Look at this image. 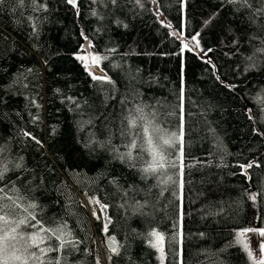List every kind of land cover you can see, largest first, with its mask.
Returning <instances> with one entry per match:
<instances>
[{"label":"trees","instance_id":"1","mask_svg":"<svg viewBox=\"0 0 264 264\" xmlns=\"http://www.w3.org/2000/svg\"><path fill=\"white\" fill-rule=\"evenodd\" d=\"M250 3L0 2V204L79 242L46 262L252 264L236 240L264 229V3ZM144 127L153 146L177 135L155 173Z\"/></svg>","mask_w":264,"mask_h":264},{"label":"snow or ice","instance_id":"2","mask_svg":"<svg viewBox=\"0 0 264 264\" xmlns=\"http://www.w3.org/2000/svg\"><path fill=\"white\" fill-rule=\"evenodd\" d=\"M2 2V0H0ZM115 2V0H113ZM229 3H240L241 6L251 7L250 0H228ZM69 3H75V0H69ZM261 3H264V0H261ZM257 14H264V7L256 10ZM198 35V34H197ZM195 39V37H193ZM78 59L83 60L84 57H77ZM101 57H93L94 61L100 60ZM93 79H103L100 76H93ZM138 111H142V109H138ZM142 118V117H141ZM129 126L131 128H135L136 118L129 119ZM158 131V130H157ZM28 135V133H25ZM143 136L148 145V151L152 156V163H149L147 167L143 169L145 173H155L157 168H163L165 165L163 161L165 160L164 148H173L177 143V135L176 133H172L170 136H160L159 139L161 144L153 146L154 140L149 133V128H143ZM182 137V133H181ZM182 143V141H181ZM141 148L140 145L137 144L136 140L133 139L130 146L129 151L123 156H127L129 160L133 159L132 150ZM182 152V147H181ZM170 155V154H169ZM159 157V159H157ZM134 166V165H133ZM173 167H175V162H172ZM251 166V165H249ZM20 167V165H17ZM7 167L5 166L3 169H0V179H3L4 173L7 171ZM255 199V196L252 197ZM19 207V205H16ZM7 206L0 204V264H10V261L18 262V264H50V262H46L45 257H47L48 252L58 251L62 252L66 247L72 246L75 248L78 241H73L71 239V233L66 232L65 225H60L57 228H45L41 221L36 219L34 213H29L28 216L21 218L19 220H13L7 212H5V208ZM29 208H35V204L28 205ZM95 215V213H94ZM35 221V223H32ZM33 228L36 229L34 232H26L25 229ZM107 229V225H105V230ZM254 231L253 229H245L244 232ZM260 235L264 236V229L259 230ZM41 233H46L47 235H41ZM59 233V235H57ZM151 236L156 237L159 241L163 240V237L160 236L155 231L150 233ZM243 232L238 233V236H242ZM55 237L59 240V245L57 247H41L42 244L45 243L46 240ZM65 237H68L67 239ZM152 246L156 247L157 245L153 244ZM247 245L245 248L247 249ZM32 249H37V251H32ZM162 251V248L159 249ZM261 252H264V243L260 244ZM115 251V249H113ZM249 257H252V252L248 253ZM110 259V258H109ZM55 264H61L60 259L57 258L55 260ZM97 264L99 261L97 260ZM257 264H264V259H259Z\"/></svg>","mask_w":264,"mask_h":264},{"label":"rangeland","instance_id":"3","mask_svg":"<svg viewBox=\"0 0 264 264\" xmlns=\"http://www.w3.org/2000/svg\"><path fill=\"white\" fill-rule=\"evenodd\" d=\"M194 43H195V40H194ZM187 46H186L185 42H183V48H187ZM188 48L191 49V47H189V46H188ZM193 50H195V48ZM78 57H84L83 60H81V59H79V60H81L85 64V56L79 55ZM93 57H95V56H91V64L95 65L96 61L93 60ZM158 143L161 144V141H159ZM157 145H159V144H157ZM172 151H173V148L165 147L164 148L165 157H167V156H172L173 157V155H171ZM80 199L83 202L87 212L92 216L95 213L94 212V208L92 207V210L87 208L85 203H84V201L82 200V197H80ZM92 212H93V214H92ZM241 232H243V235L242 236H238V233H241ZM176 238H177V243H180V240H181L182 236L178 233L176 235ZM236 240H237V243L242 247V249L244 250V252L246 253L248 259L250 260V262L252 264H257L259 259H264V252H261V250H260V244L264 243V236L260 235V231L259 230L250 231V232L239 231V232L236 233ZM154 242L156 244H158L160 241L156 237H154ZM245 245L248 246L247 249L245 248ZM249 252H252V257H249V255H248ZM99 255H100L99 256V264H105L104 258L102 256V254L100 253V250H99ZM10 264H18V262L10 261Z\"/></svg>","mask_w":264,"mask_h":264},{"label":"water","instance_id":"4","mask_svg":"<svg viewBox=\"0 0 264 264\" xmlns=\"http://www.w3.org/2000/svg\"><path fill=\"white\" fill-rule=\"evenodd\" d=\"M67 2L69 3V0H67ZM69 4L74 6L75 3L74 4L73 3H69ZM80 34H81V37L83 39V43L81 44L80 51L83 52V54L85 56L87 69L89 71H95L94 70L95 66H93L91 64V51H90L91 44H90V41L85 39V36H84L82 31L80 32ZM187 45L189 47H191L192 50L195 48V46L191 42H188ZM105 247H106V249L112 251L113 249H115L116 244H115V242L112 239H108L105 242Z\"/></svg>","mask_w":264,"mask_h":264},{"label":"bare ground","instance_id":"5","mask_svg":"<svg viewBox=\"0 0 264 264\" xmlns=\"http://www.w3.org/2000/svg\"><path fill=\"white\" fill-rule=\"evenodd\" d=\"M82 200L84 201L86 207L92 210V207L90 206V204L88 203V201L85 200L84 198H82Z\"/></svg>","mask_w":264,"mask_h":264}]
</instances>
